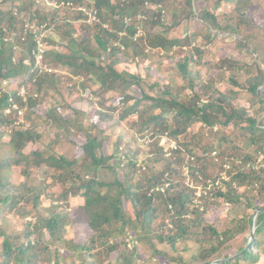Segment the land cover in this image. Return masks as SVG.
I'll return each mask as SVG.
<instances>
[{
  "label": "trees",
  "instance_id": "1",
  "mask_svg": "<svg viewBox=\"0 0 264 264\" xmlns=\"http://www.w3.org/2000/svg\"><path fill=\"white\" fill-rule=\"evenodd\" d=\"M48 1L64 8L51 7ZM85 2L0 0V86L2 80L10 85L0 92V264H60L74 254L80 264H136L139 260L257 264L264 253V163L259 168L255 164L257 157L264 158V54L254 46L251 53H257V58L250 63L225 54L211 62L204 48L219 32L230 37L232 33L242 35L238 43L249 46L247 27L260 24L238 0L237 14L222 15L216 13V7L223 0H214L211 9L200 0ZM6 3L10 6L4 7ZM84 4L94 8L98 22H87L78 9ZM259 12L264 13V6ZM21 15L27 16L28 22L22 23ZM196 19L203 35H183L179 31L183 22ZM35 23L48 31L44 60L55 72L31 71L34 36L39 33L31 28ZM197 37L201 39L191 46V38ZM174 48L181 58L177 61L178 72L167 81L156 78L149 82L147 77L119 67L129 56L148 58L151 49L175 57V52L168 54ZM191 61L215 73L204 80L193 71ZM242 73L245 78L241 81ZM62 76L80 78L78 88L102 97L100 104L106 111L99 110V122L117 114L118 123L126 119L139 132L149 131L152 156L148 159L161 166L138 163L135 150L120 147L122 138L107 153L103 131L93 129L98 128L97 122L85 130L84 142L78 143V157L60 152L53 145L26 151L29 143L42 135L27 121L36 118L43 92L51 89L53 96H61ZM175 77L182 83L176 85ZM218 83L225 84V90ZM21 87L27 88L25 98L19 94ZM132 88L136 94L131 93ZM240 97L252 108L257 104L254 113L240 105ZM62 104L57 100L44 112L40 110L54 125L58 140L67 137L65 133L73 122L62 116ZM257 113L262 120H258ZM198 123L204 127L193 132L190 128ZM164 135L176 142L170 156H165L159 145ZM240 140L242 145H237ZM230 149L233 155L227 154ZM214 150L219 157L228 159L232 168L226 189H214V194L253 212L259 209L253 239L231 251L232 240L247 230L253 216L239 213L233 227L223 231L205 225V212L195 202L194 189L187 187L179 174L185 163L196 182H200L197 176L207 178ZM183 155H187V161ZM240 161L241 167L237 165ZM241 187L243 193L238 192ZM73 196L82 197L83 202L70 207L69 198ZM8 214L30 218L23 233L6 228L4 218ZM77 224L87 227L89 235L81 241L66 238L67 228ZM126 239L136 242L132 248ZM189 241L196 249L184 259L177 245ZM61 248L76 253L59 256ZM64 264L76 263L71 260Z\"/></svg>",
  "mask_w": 264,
  "mask_h": 264
},
{
  "label": "rangeland",
  "instance_id": "2",
  "mask_svg": "<svg viewBox=\"0 0 264 264\" xmlns=\"http://www.w3.org/2000/svg\"><path fill=\"white\" fill-rule=\"evenodd\" d=\"M39 1H45V0H39ZM92 1V0H87ZM203 5L207 3L209 9L213 7V1L214 0H200ZM241 3V7H245V10L249 13V15L253 17L254 20H256L260 27L254 28L253 26L249 25L246 30V35L248 36V43L249 46H242L238 43V38H241L242 35H236V33H232L231 37L227 36L226 33L219 32L216 35V38L214 41L204 48V55L210 57L211 62H216L218 56L221 54L230 55L235 58H237L240 62H252L257 58V53H251V49L254 46L259 47L263 54H264V13L259 12L260 8L264 6V0H238ZM85 2V3H87ZM250 2L254 3L253 5H248ZM46 3V2H45ZM47 5H50L51 7H59L60 5H55V2L50 1V3H46ZM202 5V4H201ZM10 4L6 3L4 7H9ZM86 4L81 5L80 7H85ZM174 6V10L177 11V8ZM237 6V0H223L221 5L217 8L216 7V13L218 14H228V13H236L235 7ZM64 8V5L61 4L60 8ZM154 7V6H153ZM63 12V11H62ZM89 13V11H88ZM20 18L23 20L22 23L28 22V17L21 15ZM90 18V16H89ZM249 18V16H248ZM246 18V19H248ZM127 21H130L129 19ZM238 21H240V18H238ZM199 21L192 20L190 22H183L182 26L180 25L179 31L183 33V35L187 34L189 35L192 32L199 33L197 36H201V34H204V31H202V25H199ZM21 23V24H22ZM19 25V27L21 26ZM26 24L25 26H27ZM35 28H37V24L35 23ZM32 28V27H31ZM48 33V31H46ZM15 35H13L14 37ZM200 37H197V39L191 38V46H194L197 40H200ZM244 43V42H243ZM188 46L183 48V53L187 52ZM248 49V50H247ZM175 52V57H166V54H164L163 51L159 50H150V55L146 59H138V58H131L129 56L128 58H125L124 62L119 65L120 68L126 67L130 70L132 73H137L141 75L142 77H147L146 79L152 81L151 79L161 78H171L172 76H175L178 72L177 70V61L181 58V53L177 55L176 48L169 51L168 54H171ZM260 62V61H259ZM262 65V63H261ZM190 66L192 67L194 72H198V75L202 79H206L207 77L211 76L215 73L213 70H209L207 66H202L201 64H196L193 61L190 62ZM61 75H66L63 72H59ZM242 76H239V79L242 81L245 78L244 73H242ZM152 76V77H151ZM77 81H80V78L78 77H64L62 76L60 79V89H61V96L55 95L53 96V91L50 89L48 92L42 93V101L41 104L38 106L37 115L36 118H33V121H27L30 125H35V127L42 133L41 138L36 141L29 143V145L26 147V151H31L33 149L39 148L41 150H45V148L48 145H53L57 150L63 153H67L70 156L78 157L81 154V149L78 147V143H82L85 140L84 132L88 127H91L94 122H97V129L93 128L94 131L100 130L103 131L102 135L105 138V151L107 153H110L114 149V145L122 138V146L120 147H127L130 146L132 150H135L137 152V161L140 164L143 165H149V167L155 166L156 168H159L161 166V163H153L148 158L152 156V153H150L152 147L149 146V143L151 142L150 139V132L144 131L139 132L137 128L132 127L131 123L128 122L126 119L119 121V123L115 120L117 118V114H115V117L113 119H108L106 121L99 122L98 116H99V110L106 111L104 108L105 106H101L100 102H102V97L97 98L94 94L86 92L76 86ZM182 83V80L179 77H175V84L179 85ZM217 86L225 90V84L218 83ZM2 87L10 88L9 83L5 84L2 83ZM135 88H132L131 93L136 94ZM27 91V88H26ZM57 100L62 101V109L61 114L64 117L71 118L73 120L72 126L70 128V131L65 133L67 136L66 138H59L56 139L55 135V127L53 124H50L45 117L42 115L40 110L49 108L52 104H54ZM240 105L245 106L248 108L249 113H254V109H256L257 104L255 105V108H252V104L248 102L244 98H238ZM24 110V108L22 109ZM44 112V110H43ZM262 114H264L262 112ZM22 115V114H21ZM258 120H262L261 114L257 113ZM19 119L22 118L20 117ZM264 121V120H263ZM80 123L83 124V127H80ZM200 127H204L201 123L192 125L190 128L193 132H196ZM218 127H215L214 130H217ZM224 129V128H223ZM222 129V130H223ZM64 135V136H65ZM59 137V136H58ZM242 140L240 142H237V145H242ZM176 142L172 139H170L168 136L164 135L159 140V145L162 146L163 152L165 153V156H170L172 149H174V144ZM124 150V149H123ZM244 151H247L245 149ZM234 150L230 149L227 154L233 155ZM184 159L186 161L188 160L185 155ZM211 159L213 163L208 164L207 166V178H201L200 176H197V178L200 180V182H196V176H192L189 174V171L187 169V164H183L181 168L179 169L180 179L183 180V183L189 187L194 189L195 192V202L198 206L202 207L201 210L205 212L204 214V224L205 225H212L214 228H216L218 231H223L226 228L233 227L234 225V218H239V213H247L248 216H253V210L252 209H246L243 208L242 204H232L228 201H225L223 197L217 196L214 193V189L221 188L222 190L226 189L227 182L229 181L231 174L230 171H232V168L230 167V161L226 158L219 157L217 155V151H213L211 153ZM256 155H254V158ZM190 159V158H189ZM226 163H222V161ZM255 164H257V168L261 166V164L264 163V158L262 155L257 157ZM191 164H193L194 160L190 159L189 161ZM126 163V161H125ZM124 163V164H125ZM235 163V161H234ZM237 164V163H236ZM238 166L243 165V161L238 162ZM249 168V162H246L245 169ZM40 172V176L42 177L43 169ZM122 170H125V168H122ZM110 177V176H108ZM16 178V177H15ZM202 179V180H201ZM244 189L243 187L238 189L239 193H243ZM200 192V194H199ZM213 194V195H212ZM206 197V199H203ZM203 199V200H202ZM83 202L82 197H70L69 198V205L70 207H76L80 205ZM45 204H48V200L45 201ZM30 218H24L21 219L13 214H8L5 216V226L9 230H14L19 233H23L26 228V221H28ZM253 231L254 228L252 224L248 226L247 230L243 233L237 234L234 239L232 240L234 243L233 248H231L229 251H231L234 248H239L242 245L249 244L248 239H253ZM90 231L87 227L83 226L82 224H77L74 227H68L66 230V238H73L76 241L84 240L88 235ZM130 234L129 230L127 233V236ZM132 235V234H131ZM125 236V237H127ZM124 237V238H125ZM264 238V236H262ZM179 255H182L184 259L188 258L190 254L195 251L196 245L193 241H189L187 244L185 243H179L178 245ZM160 249H167V247L163 245H157ZM73 253H76L69 249H60V255L59 256H65V255H72ZM175 253H172V255ZM176 256V255H173ZM147 258V256H145ZM261 260L257 264H264V253L262 252L260 254ZM74 260L76 264H80V259L78 256L74 254L72 257H67L65 260H61L60 264L69 263V261ZM153 261L152 263L147 262L143 263L141 260L137 261L136 264H176L175 260L172 261ZM47 264V263H46ZM49 264H55L53 261Z\"/></svg>",
  "mask_w": 264,
  "mask_h": 264
},
{
  "label": "built area",
  "instance_id": "3",
  "mask_svg": "<svg viewBox=\"0 0 264 264\" xmlns=\"http://www.w3.org/2000/svg\"><path fill=\"white\" fill-rule=\"evenodd\" d=\"M48 3H50V1H48ZM56 5V4H55ZM78 9L82 10L84 15L86 16V20L88 23H93V22H98V16L96 14V11L94 10V8L92 6H85V7H78ZM89 11V13H88ZM90 16V18H89ZM44 26V25H43ZM33 31H39V33L35 36V40H36V47L32 50L31 52V56H32V67H31V71H37L39 73L41 72H55L56 70L49 66L48 64L45 63L44 60V54L45 51L48 48V43L47 40H45V36H46V32L42 31V26L39 27L37 25V28H35V25L32 27ZM2 83L7 84L6 80H2ZM1 91H6L5 87L0 86V92ZM19 94L25 98V94H26V90L24 87H21V90L19 92ZM15 106V105H14ZM9 110H7L8 112ZM175 147V144H174ZM200 194V192H199ZM128 247L132 248L134 245L133 243H136L133 239H126Z\"/></svg>",
  "mask_w": 264,
  "mask_h": 264
},
{
  "label": "water",
  "instance_id": "4",
  "mask_svg": "<svg viewBox=\"0 0 264 264\" xmlns=\"http://www.w3.org/2000/svg\"><path fill=\"white\" fill-rule=\"evenodd\" d=\"M258 211H259V209L255 210V212H254V216L252 217V225L255 222V218H256V215H257Z\"/></svg>",
  "mask_w": 264,
  "mask_h": 264
},
{
  "label": "clouds",
  "instance_id": "5",
  "mask_svg": "<svg viewBox=\"0 0 264 264\" xmlns=\"http://www.w3.org/2000/svg\"><path fill=\"white\" fill-rule=\"evenodd\" d=\"M54 69H55V68H54ZM55 70H56V69H55ZM175 147H176V144H175ZM175 147H174V148H175ZM201 209H202V207H201ZM254 212H255V211H254ZM253 216H254V214H253ZM252 226H254V224H253Z\"/></svg>",
  "mask_w": 264,
  "mask_h": 264
}]
</instances>
